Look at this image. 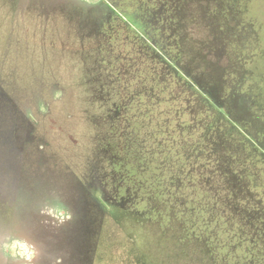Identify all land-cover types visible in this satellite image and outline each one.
<instances>
[{"label": "trees", "instance_id": "obj_1", "mask_svg": "<svg viewBox=\"0 0 264 264\" xmlns=\"http://www.w3.org/2000/svg\"><path fill=\"white\" fill-rule=\"evenodd\" d=\"M185 1L0 0L1 48H18L22 57L34 34L46 44L56 32L78 42L68 66H83L72 82L56 75L51 104L38 99L20 108L11 93L32 92L26 85L35 75L20 72V57L0 61V176L8 175L0 208L27 189L36 194L46 167L66 175L52 148L59 117L51 106L66 115L73 109L79 122L78 105L70 103L79 92L80 103L99 112L93 141L102 176L81 189V213L65 214L58 228L73 230L60 241L74 255L68 264H153L143 250L153 239L177 243L171 254L178 264H236L240 256L264 263V96L252 58L244 56L246 38L256 32L227 7L230 0H189L193 11ZM64 22L76 32L68 36ZM218 44L238 61L236 72L212 55ZM45 54L30 57L46 62ZM125 57L138 61L127 65L129 76L121 74ZM23 74L29 78L21 84ZM29 149L37 150L34 159ZM105 220L117 227L118 240L102 231Z\"/></svg>", "mask_w": 264, "mask_h": 264}, {"label": "rangeland", "instance_id": "obj_2", "mask_svg": "<svg viewBox=\"0 0 264 264\" xmlns=\"http://www.w3.org/2000/svg\"><path fill=\"white\" fill-rule=\"evenodd\" d=\"M186 1L184 4L186 8H192L193 11V9H195L192 5L193 3L190 4L189 0ZM227 7L238 9L241 13L240 22L245 23L248 28H250L249 26L251 25L253 29H255L256 34L246 38L249 40L245 43L248 48L244 49V56L246 58L247 56L252 58V69L257 72V76H255L257 89L258 92L264 96V0H230L229 6ZM63 25L70 26V30L66 31L68 36L76 32L73 24L64 22ZM200 31L201 30L198 31V35H201L199 33ZM198 35L194 34V40L199 38ZM34 36L36 37V41L34 44L28 46L29 51L27 50V54L22 57H20L22 54L20 49L14 48L12 52H9L10 49L7 51V44H4L2 48L0 45V61L4 57H10V55L16 58V60L20 57L17 63L20 72H30L32 75H35L33 76L34 83L30 82L26 85L31 88L32 92H22L24 89L20 90L17 87V93H11L17 97L19 105L21 106L20 108H24L38 99L51 104V101H54L53 88L58 81L56 75L59 73L64 75L65 73L67 74L65 77L69 79L68 81L72 82L73 79L71 77L76 74L79 75V73L83 71V66L80 62H74L75 67L68 66V63L74 61L71 55L74 49H78L77 40L72 37L66 39L65 34L64 39L63 36H58L56 32H51L45 44L40 43L42 41L38 40L39 34L36 33ZM58 37H62V42L60 44L59 39H57ZM74 43H76V45ZM22 48L23 45H21V50ZM33 51L44 55L49 52L51 58L45 62L39 57L33 55L30 57ZM66 53L70 56H67ZM211 53L214 56L220 55V59H222L221 62L224 65H229L230 71L236 72L239 65L238 61L235 60V58L228 60L227 56H225L224 46L222 47L220 44L213 45ZM130 59V57H125V61H121V74L125 76H129L127 75V65L130 62L133 68L138 66V61H133L132 59L128 61ZM1 65L2 64H0V67ZM61 70H63L62 73ZM186 70L188 75L192 76V68L186 66ZM46 72H50L51 75H43ZM38 73L42 74V77L39 79H37L36 76ZM29 74L21 75V84L26 83L25 81L28 80ZM74 96H76L77 100L71 101L70 103L75 106L78 105L75 110L80 114L81 121L79 122H76V118L72 116L73 109L69 111L66 108L67 116L65 114V109L57 105L51 106L55 110L54 114L56 113L57 117H59V126L51 135L52 137H50L52 140L51 143L53 144L52 148L61 153L60 159L62 161H59L61 164L59 167L60 170L66 171V175L60 174L59 176L57 173H53L50 170L48 171L46 167L44 170V173H46L45 178L35 180L39 188V190L35 191L36 194H34L32 190L29 191L27 189L24 193L22 192V194H20L16 201L8 205V209L4 206L0 208V264H68L69 261L74 258V255H71L70 249L68 250L65 240L62 241L63 243L60 242L61 239L73 234V230H71L69 226H66L64 235V233L58 232V228L61 226L62 221L66 220L65 214L72 212L81 213V206L78 205L76 201L82 192L81 189L93 185V182L97 181L96 179L102 174L100 170V164L102 162H100V164L98 162L96 144L93 141V137L96 135L97 130L94 125H98L96 116L99 115V112L84 102L80 103L81 98L85 97L83 93L78 92L74 94ZM92 114H94L95 119L90 120L89 116ZM64 116L68 117L70 120L72 119L73 123H71V121H66ZM62 119L65 120V124ZM42 126L46 128V123L43 122ZM37 145L36 143V146ZM9 148L11 149V147ZM3 151H6L5 153L12 152V150ZM36 151L35 149L34 154V152L29 149L30 154L28 157L34 159L37 154ZM57 151L56 153H58ZM3 156L5 157L7 154L3 152ZM47 173L51 176V179ZM6 177L8 178V175L0 176V183L3 186H6L2 182ZM104 190L107 192L106 187H104ZM100 193L101 192H98L97 194ZM1 196H3V192ZM5 198L4 196L0 197V202ZM82 207H84L85 210L86 205L83 204ZM89 207H91V205H89ZM2 211H5L6 214L3 215ZM225 227H227L226 224ZM102 231L113 240H118L120 237L117 227L114 226L113 222L110 220L104 221ZM57 232L58 234L55 238L54 234ZM151 241L153 246L148 245V240L143 250L146 251L144 253L147 254V258L151 260L153 264L179 263V255L171 254L173 249L174 251L179 250L180 246L177 243L171 242L172 245H170L168 244V240H158V243H156L154 239ZM166 246H168V249ZM214 248L213 246L212 249ZM106 249H109V247L103 248L104 251H106ZM103 263L104 262L99 264ZM235 263L264 264L260 258L248 257V259H244L243 261L241 256L239 258L237 257Z\"/></svg>", "mask_w": 264, "mask_h": 264}]
</instances>
